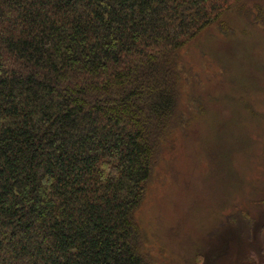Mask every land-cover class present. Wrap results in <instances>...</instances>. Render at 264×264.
Listing matches in <instances>:
<instances>
[{
  "label": "trees",
  "instance_id": "1",
  "mask_svg": "<svg viewBox=\"0 0 264 264\" xmlns=\"http://www.w3.org/2000/svg\"><path fill=\"white\" fill-rule=\"evenodd\" d=\"M252 2L0 0V264H152L136 212L177 52L235 7L264 24Z\"/></svg>",
  "mask_w": 264,
  "mask_h": 264
},
{
  "label": "rangeland",
  "instance_id": "2",
  "mask_svg": "<svg viewBox=\"0 0 264 264\" xmlns=\"http://www.w3.org/2000/svg\"><path fill=\"white\" fill-rule=\"evenodd\" d=\"M222 20L177 52L176 123L136 212L152 264H256L262 256L264 24L241 7Z\"/></svg>",
  "mask_w": 264,
  "mask_h": 264
},
{
  "label": "flooded vegetation",
  "instance_id": "3",
  "mask_svg": "<svg viewBox=\"0 0 264 264\" xmlns=\"http://www.w3.org/2000/svg\"><path fill=\"white\" fill-rule=\"evenodd\" d=\"M258 260H259V262H257L256 264L264 261V249H263L261 258H259Z\"/></svg>",
  "mask_w": 264,
  "mask_h": 264
}]
</instances>
